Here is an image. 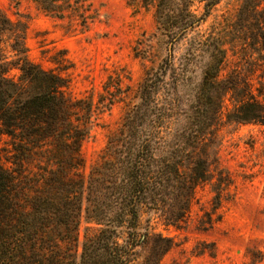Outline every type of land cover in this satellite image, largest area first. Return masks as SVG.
Segmentation results:
<instances>
[{
	"label": "trees",
	"instance_id": "obj_1",
	"mask_svg": "<svg viewBox=\"0 0 264 264\" xmlns=\"http://www.w3.org/2000/svg\"><path fill=\"white\" fill-rule=\"evenodd\" d=\"M36 1L49 11L59 6ZM152 1L167 55L145 71L121 126L88 174L83 142L97 106L121 99L122 79L110 77L98 103L71 96L68 78L29 59L25 23L0 7V143L7 138L12 146L0 145V264H160L174 240L153 232L143 217L154 214L176 226L187 218L197 185L218 163L214 133L227 94L240 98L228 121L264 125V86L249 91L242 74L264 67V0H241L228 39L191 38L179 63L177 44L221 0H206L201 15L193 9L197 0ZM236 40L243 45L240 65L222 77L226 43ZM83 216L94 226L80 242ZM256 256L253 264L264 259Z\"/></svg>",
	"mask_w": 264,
	"mask_h": 264
},
{
	"label": "rangeland",
	"instance_id": "obj_2",
	"mask_svg": "<svg viewBox=\"0 0 264 264\" xmlns=\"http://www.w3.org/2000/svg\"><path fill=\"white\" fill-rule=\"evenodd\" d=\"M55 1L59 5L56 11L47 10L36 0H0V7L12 21L25 23L29 59L68 78L67 92L71 96L91 97L98 103L110 77L122 79L125 91L121 99L110 107L97 106L91 133L83 142V171L88 174L101 159L110 136L121 126L145 71L156 67L168 51L158 30L152 0ZM240 3L221 0L214 5L202 24L177 44V63L191 38L213 34L228 39ZM205 4L206 0L194 3L198 15L204 12ZM7 38L4 35V40ZM7 43L2 45L12 55ZM241 46L239 40L227 41L228 58L222 77L240 65ZM242 71L243 77H249V91L257 93L264 86V67ZM194 75L195 88L202 76L200 67ZM239 100L231 93L225 97L214 133L218 163L211 168L209 179L197 185L187 218L176 226L154 214L143 217L144 224L150 218L153 232L174 240L175 245L160 264H253L256 255L264 254V125L228 121V113ZM6 139L0 145L10 150L12 146ZM4 163L13 166L11 159L5 158ZM89 226L94 225L83 216L80 242ZM255 264H264V259Z\"/></svg>",
	"mask_w": 264,
	"mask_h": 264
}]
</instances>
